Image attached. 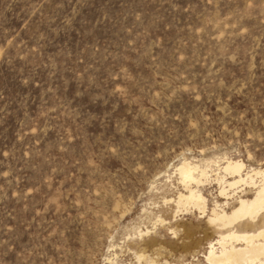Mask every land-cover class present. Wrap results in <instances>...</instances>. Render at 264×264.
<instances>
[{"label":"rangeland","instance_id":"374dc122","mask_svg":"<svg viewBox=\"0 0 264 264\" xmlns=\"http://www.w3.org/2000/svg\"><path fill=\"white\" fill-rule=\"evenodd\" d=\"M259 171L264 0H0V264H208Z\"/></svg>","mask_w":264,"mask_h":264},{"label":"bare ground","instance_id":"6f19581e","mask_svg":"<svg viewBox=\"0 0 264 264\" xmlns=\"http://www.w3.org/2000/svg\"><path fill=\"white\" fill-rule=\"evenodd\" d=\"M224 171L229 175H236L239 178L235 182L228 183L230 188L244 182V184L247 183L242 175L244 172L243 164L228 162ZM177 172H179L181 182L186 186V190L189 191L188 196L180 194L177 202V212L183 211L180 208L189 211L186 206L189 207V205L195 202L194 206L205 213V206L203 205L205 203L202 204V196L196 194L195 189L192 190L189 185L191 183H195L196 185L202 184V179H198L197 176L195 177V174L200 173V177L206 179V170L202 169L199 171V167L184 163ZM255 175L260 176L263 183L258 189L256 188L258 191H256V196L253 200L245 201L240 199L239 206L235 207L236 209L232 211L231 215H227L223 212L224 210L222 213L213 211L214 219H212V222L221 227L224 235H221L216 242L210 244V250L206 255L208 264H264V215L261 216L264 213V171L256 172ZM252 176L249 173L246 174V178L250 181V184H253ZM256 219L262 220V227L257 228L256 225H252ZM159 222V225L163 224L161 219ZM248 229H254V231H248ZM138 257L140 260L144 258V256Z\"/></svg>","mask_w":264,"mask_h":264}]
</instances>
